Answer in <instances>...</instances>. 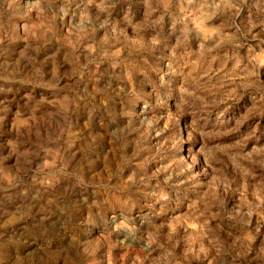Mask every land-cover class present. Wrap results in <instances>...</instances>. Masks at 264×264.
Returning <instances> with one entry per match:
<instances>
[{"label":"clouds","instance_id":"clouds-1","mask_svg":"<svg viewBox=\"0 0 264 264\" xmlns=\"http://www.w3.org/2000/svg\"><path fill=\"white\" fill-rule=\"evenodd\" d=\"M0 264H264V0H0Z\"/></svg>","mask_w":264,"mask_h":264}]
</instances>
